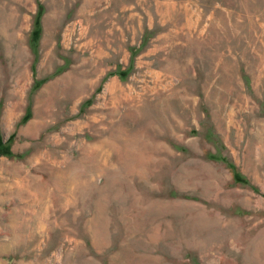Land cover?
I'll use <instances>...</instances> for the list:
<instances>
[{
	"label": "rangeland",
	"instance_id": "1",
	"mask_svg": "<svg viewBox=\"0 0 264 264\" xmlns=\"http://www.w3.org/2000/svg\"><path fill=\"white\" fill-rule=\"evenodd\" d=\"M0 264H264V0H0Z\"/></svg>",
	"mask_w": 264,
	"mask_h": 264
},
{
	"label": "bare ground",
	"instance_id": "2",
	"mask_svg": "<svg viewBox=\"0 0 264 264\" xmlns=\"http://www.w3.org/2000/svg\"><path fill=\"white\" fill-rule=\"evenodd\" d=\"M49 24H50V23H49ZM50 26H51V25H50ZM19 44H20V43H19ZM18 46H19V45H18ZM19 51H20V50H19ZM22 57H23V56H22ZM44 62H45V61H44ZM88 64H89V63H88ZM91 75H92V74H91ZM72 76H73V75H72ZM91 78H92V77H91ZM67 79H68V78H67ZM81 79H82V77H81ZM81 79H80V78H77V80L80 81V84H82L81 87H84V86H85V83H84L83 80H81ZM87 79H88V78H87ZM93 79H94V78H93ZM91 80H92V79H91ZM78 81H77V82H78ZM112 82H113V81H112ZM112 82H111V83H112ZM87 83H88V82H87ZM111 83H110V84H111ZM80 84H78V86H79ZM90 84H91V81H90ZM19 85H20V84H19ZM79 90H80V89H79ZM80 91H81V90H80ZM8 113H9V112H8Z\"/></svg>",
	"mask_w": 264,
	"mask_h": 264
}]
</instances>
